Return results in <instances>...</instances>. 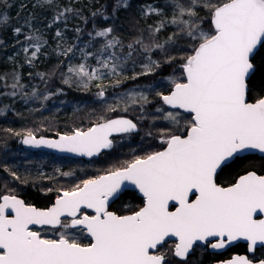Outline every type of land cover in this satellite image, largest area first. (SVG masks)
Listing matches in <instances>:
<instances>
[{"label": "snow or ice", "instance_id": "snow-or-ice-1", "mask_svg": "<svg viewBox=\"0 0 264 264\" xmlns=\"http://www.w3.org/2000/svg\"><path fill=\"white\" fill-rule=\"evenodd\" d=\"M53 4L54 0H37L34 6ZM0 6L8 7V0H0ZM121 7L127 8L128 0H116L111 16L100 10L93 13L106 24L94 25L83 47L75 43L62 46L64 35L58 28L57 49L62 50L57 54L68 60L67 70L61 69L65 63L61 60L52 72L38 73L45 83L59 71L62 83L69 87L97 88L96 98L104 109L93 113L95 119L89 126L57 133L58 139L37 138L28 130L21 142L94 157L113 148L114 133L138 131L133 119L126 115L112 118L107 113H129L138 107L139 118L145 119L153 92L163 105L191 114L185 127L177 129L186 135L162 129L163 150L135 156L70 189H57L51 207L39 209L13 194L0 197V264H189L190 255L200 245L218 250L244 240L248 253L264 246V218H256L264 217V175L247 172L227 187L216 182L217 170L237 154L264 153V0H165L162 7L148 5L141 10L143 15L161 19L147 26V35L140 30L127 44L126 53L114 23H107ZM166 9L171 10L170 18H166ZM68 14L78 15L79 10L65 7L52 23L66 20ZM206 20L207 31L202 27ZM9 24V16L0 14V27ZM169 24L177 31L159 40L158 33ZM26 29H32L31 33L25 34ZM75 31L79 40L82 30L77 27ZM12 33L25 53V63L31 66L46 44L40 30L26 19L12 26ZM179 41L190 51L178 60L170 53ZM91 48L95 51L87 50ZM156 51L163 54L162 60L152 58ZM77 52L80 62L72 63ZM137 56L143 57L142 70L128 77L125 68L129 62L135 66ZM177 64L180 76L168 78L172 87L167 94L156 91L157 85L151 83L115 92L113 100H108V89H119L122 80L150 76L165 65L175 72ZM0 81H5L3 89H11L0 91V96H19L26 103L41 100L43 104L62 92L57 89L41 97L33 87L27 93L16 70L0 75ZM155 112L162 115L152 116L153 121L162 118L173 125L180 123L179 111L158 107ZM11 175L16 177L15 172ZM129 184L142 194L143 206L129 215L109 211L110 201L119 198ZM35 225L54 229L56 238L30 227ZM81 238L90 239L83 244ZM221 264H264V258L236 255Z\"/></svg>", "mask_w": 264, "mask_h": 264}, {"label": "rangeland", "instance_id": "rangeland-1", "mask_svg": "<svg viewBox=\"0 0 264 264\" xmlns=\"http://www.w3.org/2000/svg\"><path fill=\"white\" fill-rule=\"evenodd\" d=\"M71 1L76 0H54V4L52 7L41 8L39 6H34L36 5L37 0H8L9 6L5 8L3 14L6 13L9 16L10 24L13 23V21H15V23L17 22L16 25L23 24L26 19H31L34 28L40 30V34H42L43 39L46 41V44L44 45L42 51L38 54V58L43 55L47 57V54L43 51L48 50L49 48L50 43L48 44L47 39L45 38L49 33L55 35L57 29L59 28V30H61L64 35V40L60 41V43L64 47H66V45L63 44L64 41L70 40L69 38H67L68 32L66 23V20L70 19V17L68 16L66 20H58L55 23H52V21L57 12L63 10L65 7H70L69 3ZM86 1L91 2L92 0ZM21 5H24V7L22 8ZM148 5L162 7L164 5V1L146 0L143 3L142 9H145ZM165 11L171 13L170 9H166ZM50 23H52L51 28L47 27ZM31 31L32 29H26L25 34H30ZM20 40L23 41V36L20 37ZM87 41L88 40L86 39H76L74 40V42H70V44L75 43L78 46L83 47L84 44L87 43ZM57 43L58 41H56V44ZM9 45L11 51L6 54L5 60L10 65H14L16 67L27 64L25 63V53L21 51V44H17L16 37L13 35V33L9 41ZM97 47H99V45H97ZM55 48L53 51L57 53L58 51L62 50L57 49V45ZM87 50L95 51L94 48ZM126 52L127 51H125V53ZM62 58L66 60V62H68L66 58ZM71 62H80V54L78 52ZM89 62L92 64L95 63L92 58H89ZM142 62L143 57L138 56V61L136 62L135 66H133L137 69L138 72L142 70L140 66ZM37 63L38 62L35 61L31 66L27 64L29 71L25 74V77L34 70V66ZM176 67H178V64L176 65ZM172 76H180L179 67L178 71L176 72L163 71L157 76L156 73H154L150 76L144 77L145 82L141 83L137 81L138 83H135L133 86L119 92L131 90L133 88H136L137 85L146 86L148 84L155 83L157 85L156 91H161L167 94L172 87L168 78ZM38 77L40 76L38 75ZM48 82L49 84H51V81H47L46 84H40L41 82H34L32 84H29L28 86L26 85L24 91L27 93H31L33 87H35L42 97L48 92L53 91L51 87L47 88ZM105 82L108 83V81ZM7 83L11 84L12 81L8 79ZM0 91H11V89H3V87L0 86ZM96 93L97 92H95L92 96L95 101L90 103L89 106L80 107L78 110L74 111V113H72L70 117H67V119H65L64 117H56V115L64 116V107L60 108V110L59 108H56L54 110V113H46L45 115L33 114L35 110H33L32 108H43L45 110L49 109V106H54L55 104L53 102H50L49 99L43 101V104H41V100H34L33 103L37 104L31 105V101H28L26 103L24 100L20 99L19 96L15 97L16 99H19L20 102L30 104L31 106L27 108V111L26 109L21 110L22 112L26 111L28 115V117H24V123L22 122L20 125L13 128L0 125V141L3 139L2 135L5 134L8 137V141L0 142V181L6 193H16L23 187V185L28 184L42 191H49V189H51L50 192L56 196L57 189H70L75 184L80 183V181L83 179L98 176L99 174L105 173L106 170L110 168L119 166L125 161L132 160L135 156H142L154 149L161 148L164 145L159 135L162 129L167 128L171 129L173 132H177V129L183 128L186 125V121L184 120L182 114L179 118L180 123L178 125H173L169 121H166L162 118L153 121L152 116L162 115L155 112L156 108L163 107L166 111H169L168 107L166 105H163L162 101L159 100V97H157L153 92L149 97L152 103L146 106V112L143 114L146 116L145 119L139 118L142 114L140 113L138 107L135 111H130L129 113H123L119 111L116 113H107V115L111 117L115 115L125 114L132 116L138 121L140 132L135 137H119L117 140L118 145L116 146V151L112 154L109 153L101 156L99 159H97V162L82 164V162L78 159L64 157V159L61 160L59 159L60 157H57L55 155H33L30 154L31 152L20 148V140L22 137H20L19 134L27 133L28 130H31L34 135H38V132L42 129L52 130L53 128H56L53 124L58 126L62 124L61 128L59 127L62 130L68 129L67 127L89 126L91 124V121L95 119L93 113L99 114L105 107V105L96 98ZM112 98L113 97H111L110 102L112 101ZM12 99L14 98L8 95L0 96V117L7 110H11L10 105L13 103ZM16 99L14 100V102L16 101ZM5 105L7 107H4ZM64 105L67 104L64 103ZM59 112L61 114H58ZM66 132L70 131H64V133ZM148 133H151V135H149ZM5 168H8L9 171H5ZM11 172H15L16 177H13L11 175ZM62 173H71V175L65 176Z\"/></svg>", "mask_w": 264, "mask_h": 264}, {"label": "trees", "instance_id": "trees-1", "mask_svg": "<svg viewBox=\"0 0 264 264\" xmlns=\"http://www.w3.org/2000/svg\"><path fill=\"white\" fill-rule=\"evenodd\" d=\"M146 0H128V7L124 8L121 7L119 10L116 11L115 16L109 20L107 23H114L116 27V35L119 36V38L123 41L125 48L124 52L127 51V44L134 39L135 36L140 34V30H143L145 32V35H147V26L148 25H157L159 23V19L161 17H158L155 14H149L147 16L143 15L142 8L143 3ZM165 3V0H163ZM116 0H92L91 2L86 0H76L71 1L69 3L70 7L79 10L78 15L68 14L70 19L66 20L67 23V38L70 40L64 41V45L68 46L70 42H74L77 37V33L75 29L79 27L82 30L81 36L79 40L86 39L88 40V33L93 31L94 25L99 28L102 26H105L106 22L104 21L103 17L100 15L94 16L93 13H96L97 10H100L102 12H105L109 16H111L113 8L115 7ZM6 7L0 6V14H3ZM168 10V9H167ZM12 12V11H11ZM166 12V11H165ZM206 10L202 11L200 14L203 16L205 14ZM67 16V17H68ZM171 13L166 12V18H170ZM17 23V22H16ZM15 21L13 23L9 24L7 27H0V75H4L7 73H11L13 70H16L22 77V83L25 85L32 84L34 82H41L40 84H46L41 80L40 77H38V73H50L53 70L56 69V66L60 63L61 60H64L61 56H58L57 52L53 51L56 47V37L52 33H49L45 38L47 39L49 48L48 50H44L47 54V57L44 55L38 58L36 61L38 62L34 67V70L30 73H32L31 77L29 75L25 74L29 71L28 65L23 64L19 67H16L14 65H10L6 60V54L11 51L9 41L12 37V26L16 25ZM208 23L209 21H205V23L202 25L205 31L208 29ZM54 30V29H53ZM52 30V31H53ZM177 31L176 27L173 25H167L165 28H163L158 33L159 40H164L168 35L172 34L173 32ZM147 42V40L145 41ZM96 47L99 45V38H97V41L95 42ZM56 49V48H55ZM95 49V48H94ZM190 49L187 46L184 41H179L178 45L175 49L171 50V55L176 56L179 60V57L189 52ZM153 59L162 60L163 54H161L159 51H156L152 55ZM136 61H138V56L135 57ZM65 63L61 65V69L63 71L67 70V63L66 60H64ZM176 67V66H175ZM125 74L128 77H131L134 72H138L136 68L133 67V64L131 62L128 63V65L125 68ZM163 71H170L174 72L172 68H169L168 66H164L162 69L158 70L156 72V76L163 72ZM176 71H178V67H176ZM175 71V72H176ZM8 80V79H7ZM11 81V79H10ZM48 81H51V84L48 82L47 88L51 87L53 90L52 93H56L57 89H62V92L53 95L50 97L49 101L53 102L54 106H49V109H43V108H32L35 110L33 112L34 115L41 114L45 115L46 113H54V110L56 108H63L64 107V116L56 115L57 118L64 117L67 119V117H70L74 111L78 110L82 106H89L90 103H92L94 98L92 97L95 92H97V88L89 86L88 89L81 90L78 86L69 87L68 85H65L61 81V77L59 74V71L56 72L55 75L51 76ZM145 82L144 77H140L138 80H122V84L119 89L113 90L112 88L108 89V100H111V97L114 96L115 92L122 91L126 88H129L133 86L135 83L138 82ZM5 81H0V86L3 85ZM107 84L106 82H104ZM43 95V94H42ZM16 98L12 99L13 103L10 105L11 110H7L4 112L3 115H1L0 119V125L7 126V127H16L20 125L22 122L24 123V117H28L26 111L27 108L31 105H36L37 103H33V101L30 102V104H25L23 102H20L19 99ZM113 100V98H112ZM55 101V102H54ZM67 104V105H64ZM26 109V111L22 112L21 110ZM58 110V109H57ZM81 111V110H80ZM71 112V113H70ZM58 114H61L60 112ZM58 121V119H57ZM52 130L50 129H42L36 136H48L53 137L57 136V133H64V131H71L73 127H67L68 129H60L61 125H55ZM80 126V125H77ZM60 127V128H59ZM26 133H20V137L23 138V136ZM19 137V139H20ZM2 140L0 142L8 141L7 135H2ZM21 138V139H22ZM18 139V141H19ZM21 141V140H20ZM248 157H243L236 159L235 163H233L229 168L231 171H237L240 169V167L244 164V162L247 161ZM250 159V158H249ZM260 170L264 171V158L260 159ZM25 196L30 201H33L35 204L38 205H44L49 201V196L41 195L35 187H27L25 189Z\"/></svg>", "mask_w": 264, "mask_h": 264}, {"label": "flooded vegetation", "instance_id": "flooded-vegetation-1", "mask_svg": "<svg viewBox=\"0 0 264 264\" xmlns=\"http://www.w3.org/2000/svg\"><path fill=\"white\" fill-rule=\"evenodd\" d=\"M169 111H179L183 117L184 120L187 122V120H189L191 118V114L190 113H186L184 111H181L179 109H170L168 108ZM128 118L133 119L135 122H137L138 124V131L132 134H121V135H117V136H113L112 139L114 140V146L113 148H111L108 151H103L99 154V156L97 158H93L91 160H85L82 158H73V159H78L79 161L82 162V164H87V163H94L97 162V159H99L101 156L105 155V154H112L113 152L116 151V146L118 145V138L122 137V136H131V137H135L138 135V133L140 132V126L138 121L133 118L132 116L125 114ZM118 115L112 116V118L116 117ZM177 134L180 135H186V133L183 132H177ZM166 147V145L164 144L161 148L158 149H154L148 153L151 152H155V151H161L163 150V148ZM20 148H23L26 151L31 152L30 154H47V155H55L51 152L48 151H44V150H31L28 148H25L22 146V143L20 141ZM146 153V154H148ZM144 154V155H146ZM142 155V156H144ZM57 157H60L59 159H64V156H58L55 155ZM141 156V157H142ZM247 161L244 162V164L240 167V169H238L237 171H231L230 170V166L235 163L236 159L239 158H243V157H248ZM69 158V157H66ZM264 158V154H260V153H248V154H244V155H240V156H235L233 159H231L230 161L226 162L225 164H223L221 166L220 169L217 170V174H216V182L224 187L230 186L232 183H234L239 176L241 175H245L247 172H255L257 175H264V171H261L259 166L260 164V159ZM104 174V173H102ZM99 174V175H102ZM2 183L0 181V197H2L3 195H8V194H13L16 195L17 198L22 199L26 204L28 205H32L34 207H37L39 209H45L48 207H51L52 204L55 202L56 196L54 194H52L50 191H42L39 190L38 188L37 191L41 194V195H45V196H49V201L44 204V205H38L35 204L33 201H30L28 198L24 197L25 196V189L27 187L32 188L33 186H30L28 184L23 185V187L18 190V192L16 193H6L5 190L2 187ZM195 197H192V199H194ZM0 202H2V200H0ZM143 206V196L141 193H139V191L137 189H135V187L133 186V188H127L124 189L122 191V194L119 196V198H115L112 199L109 203V211H112L118 215H129L131 214V210H138L140 207ZM170 210L174 211V208H170ZM86 211H91V210H86ZM256 218H264V217H260L257 216ZM33 228V230H41L42 234L47 236L48 238H52L55 239L56 235H55V230L51 229L48 226H43V228L39 225H35V226H30ZM90 238H81V242L83 244H87L88 240ZM174 239V238H173ZM172 243V241H168V244L165 245V247H168L170 244ZM236 255H248V256H255L256 258H264V246H260L258 245L256 247V251L254 253H248L247 252V242L244 240H238V241H234L232 244L227 245L224 249H218V250H213L211 248H205L203 245H200L197 250L192 253L189 257V264H221V262L223 261H227L229 259H231L233 256Z\"/></svg>", "mask_w": 264, "mask_h": 264}, {"label": "water", "instance_id": "water-1", "mask_svg": "<svg viewBox=\"0 0 264 264\" xmlns=\"http://www.w3.org/2000/svg\"><path fill=\"white\" fill-rule=\"evenodd\" d=\"M167 106V105H166ZM168 108H170L169 106H167ZM170 109H172V108H170ZM179 110H181V111H184V110H182V109H179ZM115 118V117H114ZM122 133H114L113 134V136H117V135H121ZM61 135H62V133H61ZM41 136H43V135H41ZM41 136H36L37 138H39V137H41ZM112 136V137H113ZM44 138H46V139H58L59 138V136L57 135L56 137H48V136H43ZM112 137H111V139H112ZM23 139V138H22ZM22 139H21V141H22ZM22 143V142H21ZM22 146L23 147H25V148H28V149H31V150H44V151H48V152H51V153H53V154H55V155H58V156H64V157H70V158H82V159H85V160H91V159H93V158H97L98 156H99V154L98 155H96V156H94V157H86V156H79V155H76V154H73V153H67V152H60L59 150H56V149H50V148H47V147H44V146H41V147H32V146H30V145H25V144H23L22 143ZM108 150H110V149H105V150H102L101 152H103V151H108ZM248 153H260V154H264V153H261V152H259L258 150H250V151H245V152H242V153H239V154H237L236 156H240V155H244V154H248ZM233 159V158H232ZM231 160V159H230ZM230 160H228V161H230ZM227 161V162H228ZM127 188H133V186L132 185H126L125 186V188L124 189H127ZM123 189V190H124ZM122 190V191H123Z\"/></svg>", "mask_w": 264, "mask_h": 264}]
</instances>
